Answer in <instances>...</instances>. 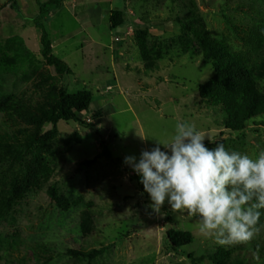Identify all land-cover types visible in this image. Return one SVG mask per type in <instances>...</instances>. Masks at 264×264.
<instances>
[{
	"label": "rangeland",
	"instance_id": "374dc122",
	"mask_svg": "<svg viewBox=\"0 0 264 264\" xmlns=\"http://www.w3.org/2000/svg\"><path fill=\"white\" fill-rule=\"evenodd\" d=\"M48 1L0 0V100L46 112L65 89L90 91L94 104L81 116L87 126L60 123L55 139L34 151L15 134L35 129L0 114V133L9 135L0 142V264H264L263 214L251 240L221 246L202 236L185 211L165 203L160 214L150 213L151 201L125 164V157L138 160L155 147L156 139L170 140L178 122L194 124L208 148L222 143L252 158L264 151L263 117L229 130L224 107L201 97L215 69L192 34L201 25L209 42L257 60L264 0H62L44 26L53 54L72 70L65 76L44 64L41 31L33 22ZM115 10L125 13L127 25L112 31ZM185 38L195 50L183 49ZM141 43L161 55L155 71L146 70ZM253 71L264 94V79ZM53 130L48 124L40 134ZM103 143L110 158L101 156ZM30 170V190L13 208L4 207L12 185ZM171 229L192 233L194 243L174 252Z\"/></svg>",
	"mask_w": 264,
	"mask_h": 264
},
{
	"label": "clouds",
	"instance_id": "9594fccd",
	"mask_svg": "<svg viewBox=\"0 0 264 264\" xmlns=\"http://www.w3.org/2000/svg\"><path fill=\"white\" fill-rule=\"evenodd\" d=\"M156 141L138 160L125 157L150 197L149 212L160 214L165 203L185 211L221 246L251 240L264 214V151L252 158L222 143L208 148L188 122H178L167 142Z\"/></svg>",
	"mask_w": 264,
	"mask_h": 264
},
{
	"label": "trees",
	"instance_id": "16d2710c",
	"mask_svg": "<svg viewBox=\"0 0 264 264\" xmlns=\"http://www.w3.org/2000/svg\"><path fill=\"white\" fill-rule=\"evenodd\" d=\"M62 0H50L40 5L38 17L34 19V25L41 31L42 57L44 64L54 68L57 74L61 76L70 75L72 70L69 66L53 54L52 42L44 26V20L53 11L61 8ZM127 20L125 13L120 10L111 12L110 27L112 31L126 26ZM201 26V25H200ZM192 30L195 39L206 46V61L212 63L215 69V77L206 85L200 87V94L204 100H207L215 106L224 107V116L226 127L229 130L241 131L245 129L247 123L263 117L264 120V94H262L254 84L252 75L253 68H256L259 77L264 79V40L259 45L262 48V54L257 60L249 61L242 54L234 53L226 45L219 42H209L207 32L201 26ZM200 27V28H199ZM141 36L147 37L146 32H141ZM183 49L195 50V45L189 38L181 40ZM141 53L143 63L147 71H155V64L161 59V55H154L155 52L148 50L144 43H141ZM196 55L197 53L194 52ZM30 58V57H29ZM57 101L46 112L26 111L22 105L17 102H11L10 98L0 100V114L7 118L14 119L17 122L22 121L29 128L35 129V134L29 129L18 131L15 134V140L22 141L27 150H36L47 145L55 139L57 127L60 123H79L86 125L81 116L90 111L94 104V97L90 91H81L76 94H70L65 89H61ZM264 122V121H263ZM52 125L54 130L46 135H41V129L46 125ZM7 128L10 127L5 124ZM87 126V125H86ZM23 138H20L21 136ZM9 138V135L2 136L0 133V142ZM78 142L80 140L78 139ZM103 153L101 156L111 157L106 144H102ZM133 179L137 183L140 193L147 199L150 197L144 192L143 185L139 177L131 170ZM35 181V173L30 170L20 183H14L7 199L3 201V206L13 208L23 196L30 190ZM56 188L51 189L52 198L59 202L56 196ZM264 218V214L262 215ZM171 222V220L169 221ZM167 240L171 249L178 252L184 247L194 243V236L189 232H182L171 229L167 232ZM80 257H91L82 253L76 254ZM218 264L217 262H215Z\"/></svg>",
	"mask_w": 264,
	"mask_h": 264
},
{
	"label": "crops",
	"instance_id": "0c3cea01",
	"mask_svg": "<svg viewBox=\"0 0 264 264\" xmlns=\"http://www.w3.org/2000/svg\"><path fill=\"white\" fill-rule=\"evenodd\" d=\"M60 10H61V9H60ZM88 18H90V17H88ZM91 22H92V20H91V21L89 20V22L87 21L88 24H89V23L91 24ZM53 45H54V44H53Z\"/></svg>",
	"mask_w": 264,
	"mask_h": 264
}]
</instances>
